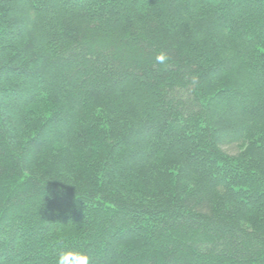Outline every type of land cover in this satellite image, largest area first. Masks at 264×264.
I'll return each instance as SVG.
<instances>
[{"label":"trees","instance_id":"trees-1","mask_svg":"<svg viewBox=\"0 0 264 264\" xmlns=\"http://www.w3.org/2000/svg\"><path fill=\"white\" fill-rule=\"evenodd\" d=\"M70 249L264 264V0H0V264Z\"/></svg>","mask_w":264,"mask_h":264},{"label":"clouds","instance_id":"clouds-1","mask_svg":"<svg viewBox=\"0 0 264 264\" xmlns=\"http://www.w3.org/2000/svg\"><path fill=\"white\" fill-rule=\"evenodd\" d=\"M156 59L158 62H163L165 57L163 55H159ZM90 259L91 258L81 250H60L55 264H90Z\"/></svg>","mask_w":264,"mask_h":264}]
</instances>
